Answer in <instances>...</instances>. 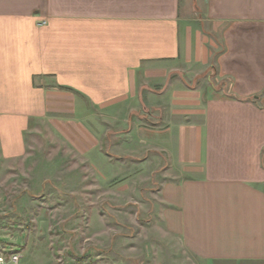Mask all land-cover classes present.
<instances>
[{"label": "crops", "instance_id": "0c3cea01", "mask_svg": "<svg viewBox=\"0 0 264 264\" xmlns=\"http://www.w3.org/2000/svg\"><path fill=\"white\" fill-rule=\"evenodd\" d=\"M258 95L264 0H0L2 167L54 142L154 176L187 264H264Z\"/></svg>", "mask_w": 264, "mask_h": 264}, {"label": "rangeland", "instance_id": "374dc122", "mask_svg": "<svg viewBox=\"0 0 264 264\" xmlns=\"http://www.w3.org/2000/svg\"><path fill=\"white\" fill-rule=\"evenodd\" d=\"M32 152L21 164L0 162V254L8 264L14 253L18 264L188 263L154 218V176L94 175L69 145L54 142Z\"/></svg>", "mask_w": 264, "mask_h": 264}, {"label": "built area", "instance_id": "2783aa9c", "mask_svg": "<svg viewBox=\"0 0 264 264\" xmlns=\"http://www.w3.org/2000/svg\"><path fill=\"white\" fill-rule=\"evenodd\" d=\"M44 23H45V21H42V24H44ZM19 259H20V255L18 253H14L11 256L10 263L11 264H18ZM0 264H8V262L6 261L5 257L2 254H0Z\"/></svg>", "mask_w": 264, "mask_h": 264}]
</instances>
